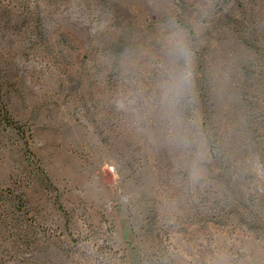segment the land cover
<instances>
[{"label": "rangeland", "instance_id": "obj_1", "mask_svg": "<svg viewBox=\"0 0 264 264\" xmlns=\"http://www.w3.org/2000/svg\"><path fill=\"white\" fill-rule=\"evenodd\" d=\"M0 264H264V0H0Z\"/></svg>", "mask_w": 264, "mask_h": 264}, {"label": "clouds", "instance_id": "obj_2", "mask_svg": "<svg viewBox=\"0 0 264 264\" xmlns=\"http://www.w3.org/2000/svg\"><path fill=\"white\" fill-rule=\"evenodd\" d=\"M171 54L177 61L183 62L182 70L175 73L170 80L166 81L164 84L165 100L174 102L189 86L191 73L188 70V64L190 63L191 52L186 45L181 42H176L173 45ZM192 175L193 178H196L197 176L195 167L193 168Z\"/></svg>", "mask_w": 264, "mask_h": 264}]
</instances>
